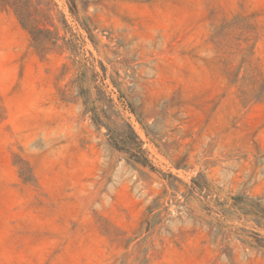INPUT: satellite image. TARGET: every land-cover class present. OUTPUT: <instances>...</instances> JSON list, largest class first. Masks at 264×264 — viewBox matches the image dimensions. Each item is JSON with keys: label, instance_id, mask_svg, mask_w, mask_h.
Returning a JSON list of instances; mask_svg holds the SVG:
<instances>
[{"label": "rangeland", "instance_id": "obj_1", "mask_svg": "<svg viewBox=\"0 0 264 264\" xmlns=\"http://www.w3.org/2000/svg\"><path fill=\"white\" fill-rule=\"evenodd\" d=\"M21 1L0 264H264V0Z\"/></svg>", "mask_w": 264, "mask_h": 264}, {"label": "trees", "instance_id": "obj_2", "mask_svg": "<svg viewBox=\"0 0 264 264\" xmlns=\"http://www.w3.org/2000/svg\"><path fill=\"white\" fill-rule=\"evenodd\" d=\"M0 3L2 6L10 8L11 10H13V12L16 14L19 22L21 23V25L29 31V33L33 37V40L35 42H37L38 41V34L41 30L39 29V27L34 25V22L31 18L32 13L29 10L28 1L22 2L21 0H0ZM91 118L95 123H102V120L100 118H98V116H95V114H93V116ZM128 127H129V125H128ZM130 131H132L131 128H130ZM132 133H133V131H132ZM134 136H135V134H134ZM132 155H133V158H132L133 162H135V163L144 164V162L146 161V158L142 159L139 156H137L136 154H132Z\"/></svg>", "mask_w": 264, "mask_h": 264}]
</instances>
